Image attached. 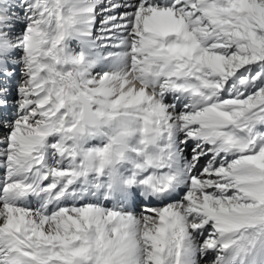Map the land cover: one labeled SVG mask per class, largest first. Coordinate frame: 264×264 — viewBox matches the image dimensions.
<instances>
[{
	"label": "snow or ice",
	"instance_id": "obj_1",
	"mask_svg": "<svg viewBox=\"0 0 264 264\" xmlns=\"http://www.w3.org/2000/svg\"><path fill=\"white\" fill-rule=\"evenodd\" d=\"M0 264H264V0H0Z\"/></svg>",
	"mask_w": 264,
	"mask_h": 264
}]
</instances>
